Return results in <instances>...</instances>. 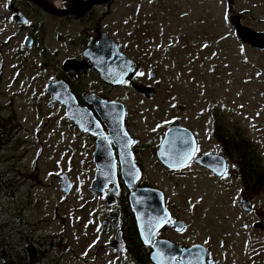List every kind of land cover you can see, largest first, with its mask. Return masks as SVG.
<instances>
[{"label": "rangeland", "instance_id": "374dc122", "mask_svg": "<svg viewBox=\"0 0 264 264\" xmlns=\"http://www.w3.org/2000/svg\"><path fill=\"white\" fill-rule=\"evenodd\" d=\"M7 1L0 0V113L6 115L1 127L11 124L18 131L0 154V232L8 242L17 240L20 233L14 232V223H20L16 229L31 233L37 243L46 237L49 247L40 251L38 264H128L115 249L99 248L114 237L113 230L106 232L101 225L108 206L103 199L91 201L87 191L94 171L93 145L85 151L80 136L63 124V112L48 104L43 77L51 75L41 62L30 57L26 68L21 57L25 31L10 23ZM233 2L241 23L264 30V0ZM228 6L227 0H112L108 24L102 27L138 63L144 83L155 89L152 96H140L129 88L125 100L144 141L151 139L158 149L163 128L176 118L194 132L199 151L218 150L220 143L214 140L219 138L211 139L208 133L215 113L222 126L236 128L257 143L264 163V46L236 36ZM86 28L78 24L64 30L60 61L72 44L68 32L84 38ZM56 37L57 33L46 38L50 47L58 45ZM28 51L32 53V48ZM223 149L228 157L227 179L195 170L193 164L178 172L154 167L153 155L145 150L148 179L164 190L165 201L185 219L180 234L185 243H208L211 254L223 264H262L264 229L253 226V220L261 217L264 192L252 198L259 211H246L237 203L236 195L242 191L240 176H232L238 168L237 155L224 145ZM6 164V168L12 164V170L2 171ZM62 171L74 181L69 192L60 188ZM124 216L128 218L123 226L129 241L127 256L136 264H154L138 243L129 210ZM2 226L9 228L3 233ZM167 234L177 238L171 230Z\"/></svg>", "mask_w": 264, "mask_h": 264}, {"label": "flooded vegetation", "instance_id": "af4514ba", "mask_svg": "<svg viewBox=\"0 0 264 264\" xmlns=\"http://www.w3.org/2000/svg\"><path fill=\"white\" fill-rule=\"evenodd\" d=\"M39 1L48 3L53 9H57L60 12L50 11L46 8V5H44V3L41 4L35 0H8L6 2V6L7 8H9L11 12L10 23H13L14 25H16L17 30L25 31L24 37H23L24 47L22 48L23 53L21 57H24L26 68H28L30 57H35L38 60V62H41L40 66L43 68L45 67L47 73L53 74L54 79L63 80L67 85L68 95L69 97L71 96L70 97L71 100H75L76 105L80 107L82 110H84L86 114L88 115V117L91 118L92 121L96 122V125H99V127H97L98 131L107 136V144H108L109 154H110L109 167L115 169L116 179L120 186L119 194H118V204L120 206L119 209L121 210V225L123 229V237L126 241V251L129 250V241L127 239L126 228L124 229L123 226H124L125 221H126V225L128 222V218L124 216V211L127 209L130 212L129 217L131 218V221L133 222L136 235L139 239L138 243L143 249V253L146 252V255L150 259L149 253L151 250V246L144 243L140 235V230L137 225L136 218L133 213V209L129 202L130 192L133 189L132 183H134L138 187H151V186L160 187L157 184L151 183V181L148 179L149 173L147 172L145 168L146 166V160H145L146 151L145 150H148V152L153 155V162H150V163H152V166L154 167L156 166L160 168L163 167L167 169L169 172H178L184 169L185 167L177 169V168H171V167L165 166L160 161V158L158 155L159 147L158 149H156L157 146H155V144L153 143L151 139H146L144 141L143 137L140 134L142 131L141 127L137 125L135 122H133L131 119V114L129 113V107L125 103L126 96L130 94V91L128 89L130 88L136 94L140 96H144L142 93L137 92L135 90V86L137 84L148 85L144 83V81L142 80V75H140V72H139V65L136 61H135L136 70L133 72L131 78L127 81L122 82L119 85H112V84L104 82L98 76V73L96 72V70L90 65L85 64L83 68H80L78 70L74 68H72L73 70H70L69 68H66L64 66V60L68 57L75 58L76 60L86 59L83 55V50L85 46L87 45V41L91 39L97 33V31L99 30L105 31L102 28V26L103 25L107 26L108 24L107 21H109V18L107 19V16L108 14L111 13L112 0H107L105 2H100V3H88V0H51V1L50 0H39ZM17 10H20L24 15V17H22V20L20 21L16 17ZM78 24L86 26V27L88 26V28H86V31L81 35L85 37L80 38L76 36L74 32H68L73 35L72 44L70 46V51L67 57L64 58L62 61H60L59 57H60L61 50L59 49V47H56L57 45L50 47L46 41V38L51 34L57 33L56 42L58 43V46H59V43L61 42L65 32L71 26L72 28H76ZM31 27H33V29H37V31L40 30V33L37 34L36 31H32ZM77 32H80V31H77ZM28 35L31 36V43L29 45H28ZM46 43L48 44L47 48L50 51H52L51 55H48ZM75 45H77V50L75 48ZM28 48H32V53L28 51ZM54 75H59V77H54ZM46 79H48L47 76H46ZM123 89L127 91L117 92ZM154 92H155V89L153 88L152 94H154ZM49 96H50V101L48 102L49 105L55 104L58 110L63 111V113L66 112L68 114L71 112V109L67 108L66 102L64 101L61 102V101L56 100V98H53V93L51 91H49ZM90 98H92V100L93 98L95 100L100 99L104 102H108L109 104H113V102L115 101L124 103V108H121L122 111H125L124 114L122 115V119L120 123L118 120H116L114 123L115 129L120 130V132L123 135L122 143L119 142L114 137L110 123L102 119V117L100 116L99 112L97 111L95 107L94 102L91 101ZM141 100L143 101L144 97H141ZM61 120L63 122H67L70 125L71 129L77 133V136H80V138L85 140L84 142L85 145L83 148L86 151L88 150V147H89L88 144L93 145V149H92L93 158L96 157V151L98 152L99 150V147H97L98 133H93L90 131H84L80 129L67 116L65 119L64 114L61 115ZM142 121H143V116H142ZM173 121H178V120L176 118H171L168 121V123L165 125V127L163 128V133L168 127H170V124ZM178 123L181 126H184L179 121ZM236 124L237 123L234 121L233 125H236ZM133 126L135 127V131L132 130ZM224 128L226 127L222 126L219 123L218 115L214 113L210 118V130L208 132L209 137L211 139H214L215 135H217V137L222 143L219 140H214L215 143L217 142L220 143V148L218 150L206 148L205 150L196 152L193 158L191 159V161L188 162L189 165L193 164L195 166L194 168L195 170L204 169L214 177H218V178L221 177L220 175L215 173L216 171L213 168H208L204 165L199 164L195 158L199 154L206 152V151L220 152L226 156L227 153L224 151L223 145L228 150L232 151V149H229V147L225 145L224 139L231 138L230 137L231 134H234L235 136L240 137L241 133L236 128L234 130H230L226 128L227 133L225 136L227 137H225L223 133L220 132V129L223 130ZM124 133H127V137L124 136ZM162 134L158 139L159 146H160ZM126 140L135 141V143L126 144L125 143ZM144 143H147V145L144 146ZM172 148H175V145L172 146ZM234 152L237 155L238 168L237 170L233 171L232 176L233 177L240 176L241 181H242V188H240L239 190V191L241 190L242 191L238 192V194L236 195V201L246 211H251V210L259 211L252 198L254 195H260L262 194V192H264V163L261 161L262 168L258 169V175L256 173L252 175V182L251 184L248 185L245 182L243 174L241 172L242 168H241V164L238 158V154L235 150ZM97 158L101 160L100 154L97 155ZM226 158L228 159L227 156ZM96 169H97V166H95V170ZM228 172H229V167H228ZM123 174L130 181V183L125 180V177L123 176ZM110 177H112V175H108L107 179H109ZM124 180L126 181V184L124 183ZM111 185L112 184H109V186ZM98 196L102 197L104 196V193L98 192ZM165 204L170 210L171 219H179L181 222V227L177 228L176 225H171L170 222H165L155 230V234L153 238L168 239V240L178 243L179 245H187V246H190L194 243H202L208 246L209 248L208 256L212 258V262L223 264L221 260H219L221 262L220 263L211 254V247L208 243L202 242V241H193V242H188V243L184 242L186 239L180 236V234L185 229L186 221L180 215H177L175 213L174 209L171 208V206L167 203V201H165ZM248 204L252 206L251 210L249 209V207H247V209L245 208L246 205ZM114 208L116 207L108 206V209L106 210L105 215L102 216V220H107L111 222V218L107 214L108 212H110V210ZM260 208H261L260 209L261 217L255 218L253 220V226L261 227L262 229H264V225H263L264 220L262 221V219H264V202ZM258 213L259 212H256V214ZM179 229H183V230L181 231ZM110 230H113L111 226H109V228L104 231L108 232ZM168 230H171L172 232H174L176 235L175 237L177 238L170 237L167 234ZM113 242L105 243L101 245L109 247L110 249L114 250V248L110 247V245ZM262 245H264V243H262ZM95 252H97V250ZM180 258L181 257L179 254L175 255V259H180ZM122 260L129 261L131 260V258L126 255V258Z\"/></svg>", "mask_w": 264, "mask_h": 264}, {"label": "water", "instance_id": "95a60500", "mask_svg": "<svg viewBox=\"0 0 264 264\" xmlns=\"http://www.w3.org/2000/svg\"><path fill=\"white\" fill-rule=\"evenodd\" d=\"M227 1H228L229 8L231 10L230 19H231V22L234 26L235 32L238 35V37H240L241 39L247 41L248 43L252 45L263 47L264 46V30H260V31L255 30L251 28L249 25L241 23L239 15L234 10L235 6H234L233 0H227ZM46 8L50 11L58 12V10H54L48 6H46ZM16 17L20 21L22 20V17H24V15L20 10H17ZM258 36H261V37L257 38ZM28 37H29L28 44H30L31 37L30 36ZM84 54L87 55V57L90 59L91 65H93L100 72V75L106 81L120 83L124 79L130 77L131 71L135 68V63L133 62V60L126 53L119 50L116 41L113 38H110L107 33L100 34L98 42H95V40H91L88 43V46L85 48ZM65 64L67 63L65 62ZM150 75H154V72H151ZM48 84H50L48 86V89H51L52 92L53 91L56 92L59 90V87L56 81H54L53 83L49 82ZM136 87L139 91L144 93L146 96L152 95V90H153L152 87L146 86L144 84L137 85ZM98 105H100L99 107L103 111L102 114L104 116L105 115L107 116L108 114L111 113L109 110V107H110L109 104H106L104 102H102V104H99L98 102ZM101 106L103 108H101ZM77 114L79 115V118L81 120L79 122H82L83 125L88 122L87 125H89V121L87 118L85 119L80 112H77ZM180 137H183L184 139H188L189 137L194 138L192 132L188 128L181 126L178 123V121H173L170 124V127L168 128V130L165 132V135L160 144V148L158 149V154L161 160L169 166L173 165L174 163H177L179 159L183 158L182 155L180 156L177 155V149L190 150L188 145L180 144ZM172 145L173 146L175 145V148H172ZM196 160L201 164L212 167L218 173H220L223 170L222 165L225 164L223 155L211 153V152H206V153L201 154L200 156L196 157ZM62 176L64 177L63 178L64 183L62 182V188L68 191L71 188L72 182L66 179L67 177L66 174H63ZM153 190L160 196L159 204L156 207V209L159 212H160L159 209H163L165 211L163 215H165V217H169L170 213L164 207V201H163V197L161 193L162 191L158 188H153ZM133 194H134L133 196L134 198H132V205L135 208V215L137 218V223L139 225L140 215L143 210L142 202L140 200V191L134 192ZM246 207L248 206L246 205ZM155 211L156 210H153L154 213H156ZM178 221L179 220L172 221V222L178 223ZM161 222L162 223L160 224V226L164 223V221H161ZM104 224H105V228H107L106 221H104ZM118 224H119V221H118ZM158 227H156L155 230ZM176 227L177 228L181 227V222H179V224ZM115 230H116L115 231V243H113L112 246L115 247L117 250L121 251V249H124L125 247L124 240L122 238V232L119 226L115 227ZM152 244H153L154 250L151 251L150 255L153 260H154L153 257L155 255L157 257L155 261L160 264H175L173 262L172 255L169 252L164 250L162 252V255L160 254L159 252L160 245L158 244V242L155 241ZM176 245L178 246V249L182 250V252L185 255V259L182 262H177V264H211L212 263L211 258L207 256L208 247L205 246L204 244L194 243L190 246H187V245L179 246L178 243H176ZM194 253L198 257H200V254H201V259L194 260L193 259ZM122 257H125V255L122 254ZM128 264H134V261L130 260ZM214 264H217V263H214Z\"/></svg>", "mask_w": 264, "mask_h": 264}, {"label": "trees", "instance_id": "16d2710c", "mask_svg": "<svg viewBox=\"0 0 264 264\" xmlns=\"http://www.w3.org/2000/svg\"><path fill=\"white\" fill-rule=\"evenodd\" d=\"M5 116L0 113V152L3 150L0 154L4 153V149L6 148L5 143L15 138L18 131L17 127L15 126L14 128V125L11 124H8L6 127H1L6 123ZM9 122L11 123V120H9ZM220 132L225 136L227 129H220ZM230 137L231 138L224 139L225 145L229 147V149H232V152H234V150L237 152L242 168L241 172L245 182L249 185L252 182V175L254 173L258 175V169L262 168L261 159L257 153V143L250 142L245 137L244 133H241L240 137L234 134H231ZM11 166L12 164L6 168V164L2 171L12 170ZM14 178L17 177L14 176ZM14 226V232L20 233L17 240L8 242L0 232V264H38L41 259L40 251L44 246H47V248L49 247V240H46V237H44L41 239L40 243H37V238L33 235L31 236V233L16 229L20 228V223H14ZM8 228V226L6 228L2 226L3 233ZM8 246L10 248H7ZM55 261L58 262L59 259L56 257Z\"/></svg>", "mask_w": 264, "mask_h": 264}, {"label": "bare ground", "instance_id": "6f19581e", "mask_svg": "<svg viewBox=\"0 0 264 264\" xmlns=\"http://www.w3.org/2000/svg\"><path fill=\"white\" fill-rule=\"evenodd\" d=\"M37 1L40 2L39 0H37ZM41 4H43V3H41ZM260 37L261 36H258L257 38H260ZM109 105H110L109 110L111 112L110 113L111 117L108 120H109L110 125L112 127V133H113L114 137L117 139L118 135L116 133L114 123L118 117V109H117V107H115L114 104H109ZM99 149H100L99 154L101 156L100 158H102V161H101L102 162L101 169H102L104 167V165L106 166L108 164V162L110 160V155H109V151L107 148V144H105L101 139L99 140ZM101 154H103V157ZM132 198H134V197H132ZM140 200L142 202V207H143V210L141 209L142 212L140 215L141 227H143L145 229V232H146L147 227H148V223H149L151 217L154 215L155 224H156V222L158 220L165 217V215H163L165 212L162 213V211L160 209H159L160 212L156 209V207L158 206V201H157L156 195L151 191H141L140 192ZM153 210H156L155 211L156 213H154Z\"/></svg>", "mask_w": 264, "mask_h": 264}, {"label": "snow or ice", "instance_id": "6c2138e0", "mask_svg": "<svg viewBox=\"0 0 264 264\" xmlns=\"http://www.w3.org/2000/svg\"><path fill=\"white\" fill-rule=\"evenodd\" d=\"M228 17H227V14L225 15V20L227 21ZM205 47H207V45H205ZM140 75H143V73H140ZM97 127H99V125H97ZM124 136L127 137V133H124ZM126 144H131V143H135V141H130V140H126L125 141ZM180 144L181 145H188L190 150H186V149H177V155L180 156L182 155L183 158L182 159H179V161L177 163H174L173 165H170L172 167H175L177 169L179 168H183V167H188L190 166L188 164V161H190L194 154L196 152L199 151V148L198 146L196 145V142L194 140V138H191L189 137L188 139H184L183 137H180ZM233 168H235V165L232 166ZM222 168L223 170L218 173L221 178L223 179H227L228 178V166L225 164L222 165ZM249 207V209L251 210L252 206L250 204L247 205ZM162 222H157V224H150L147 228V235H145V229L142 227V237L145 239V243L146 244H150L151 241H152V237L154 236L155 234V228L160 226ZM247 227V225L245 226ZM179 230H183V229H179ZM99 231V229H98ZM122 252H126L125 249H121ZM87 253H85L86 255ZM154 260L157 258L155 255H154Z\"/></svg>", "mask_w": 264, "mask_h": 264}]
</instances>
